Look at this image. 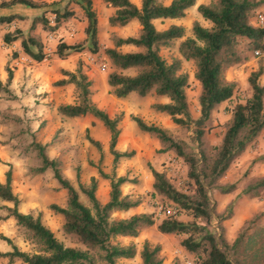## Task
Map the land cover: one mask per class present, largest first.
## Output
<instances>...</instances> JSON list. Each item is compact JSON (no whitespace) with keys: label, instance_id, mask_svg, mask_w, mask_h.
<instances>
[{"label":"trees","instance_id":"obj_1","mask_svg":"<svg viewBox=\"0 0 264 264\" xmlns=\"http://www.w3.org/2000/svg\"><path fill=\"white\" fill-rule=\"evenodd\" d=\"M102 1L116 9L109 20L111 27H127L134 22L142 27L138 37H114V47L105 51L115 68L108 76L110 94L124 100L132 94L146 97L155 93L169 102L153 104L152 108L171 117L175 125L193 132L191 142L188 143L175 138L164 127L148 124L138 116H131L141 132L160 142L161 153L174 152L188 166V179L192 187L190 192L180 191L166 173L152 169L154 195L168 200L177 209L176 215L167 217L158 226L159 232L164 235L184 236L182 246L196 258L195 264H237L232 259V254L236 252L241 240H236L232 246L228 243L223 224L229 216L217 213L212 192L219 189L223 194H230L236 190V184L222 186L220 182L233 163L264 131L262 65L251 74L249 84L252 95L245 104H238L232 110L231 120L226 124L220 144L209 145L207 136L212 129L210 121L213 112L230 101L235 93L236 83L227 79V71L246 62L248 52L260 50L264 54V28L256 27L252 23L253 15L264 6V0H212L210 4L198 6L199 14L210 22L211 27H204L199 22L194 23L193 37L181 42L179 53L183 60L194 62L196 67L195 79L201 85L199 118H194L190 109L187 94L190 77L182 72L183 60L176 58L169 63L161 55L162 49L172 47L175 41L185 37V28L172 25L166 30H159L154 23L156 20L185 19L198 0H173L170 5H166L164 0H141L140 7L132 0ZM76 2L82 6L87 19L86 35L90 52L96 54L101 46L98 39V17L93 2ZM17 5L37 10L44 8L43 4L33 0H4L0 2V10ZM52 13L57 18V25L74 15L73 12L61 13L60 10H53ZM25 19L26 17L20 14L0 13V26ZM40 19L34 20L29 32L17 29L7 33L4 38L8 45L21 41L24 52L37 62L44 61L46 56L42 40L31 33L38 21H42L44 30L50 26L45 16ZM245 40L248 42L246 48H243L242 42ZM33 46L37 48L36 51H33ZM124 46H134L140 51L124 53L120 51ZM69 51L78 49L60 43L57 53L61 59H65L70 55ZM131 70L137 72L136 75L125 74ZM8 72L7 83L0 77V94H8L15 99L10 90L12 72L10 69ZM63 74L68 79H63L56 85H73L76 102L61 105L58 108L59 113L66 118L92 116L99 120L110 134L114 174H107L98 168L99 176L110 181V199L106 204L101 203L96 194L99 181L93 177L89 184L80 183V190L90 204L85 205L79 190L63 174L61 162L47 155L46 146L33 142V150L41 160V164L33 169V174H44L51 170L61 189L67 192L66 207L52 205L50 208L55 214L63 217L64 235L85 249L66 246L43 223L41 215L35 217L20 211L21 200L14 193L13 172L9 170L5 183L0 182V201L12 203L13 207H0L6 211V215L0 214V223L14 219L26 239L36 245L37 252L21 251L10 238L0 235L1 240L13 246L12 251L0 250V261L6 260L9 264H118L122 259H134L137 254L135 244L122 246L115 244L114 240L118 237H139L142 231L156 225V218L153 213L135 214L126 219L113 217L115 213L130 212L142 204L140 198L133 199L122 191L123 186L134 184L135 181L128 176L116 174L122 160H130L136 155L135 151H121L117 148L122 133L120 125L125 115L121 113L113 118L94 103L93 83L81 64L76 72L64 71ZM87 139L102 153V160L104 156L101 142L90 136V130L87 131ZM260 161L264 162V156ZM78 179L80 180V175ZM261 190H264V177L249 186L246 194H258ZM183 212L191 216L193 221L180 220L177 215ZM160 251L159 246L153 247L146 242L141 252L143 264H164Z\"/></svg>","mask_w":264,"mask_h":264},{"label":"rangeland","instance_id":"obj_2","mask_svg":"<svg viewBox=\"0 0 264 264\" xmlns=\"http://www.w3.org/2000/svg\"><path fill=\"white\" fill-rule=\"evenodd\" d=\"M132 1L134 2V0ZM167 1L169 2L170 0H165L166 3ZM73 2L78 4L74 0ZM211 2L212 0H198L197 5L210 4ZM38 3L43 4L46 10L47 4L51 5V3H47V0H40ZM78 7L84 12L81 5H78ZM99 8L102 10L101 13H108V7ZM72 9H75V7H67L63 10V13L72 12ZM38 10L40 16L38 20L45 16L48 21L47 17L51 15L52 11L47 14V12ZM73 12V14L76 13V11ZM262 18L264 19V6L259 8L253 15L252 23L254 26L264 28V23L261 22ZM20 21L22 20H15L11 24L0 26V40H4L7 33L17 29L28 32L30 30L28 26H31L32 22L29 19ZM41 22H36L35 29L37 25L40 28L44 27ZM196 22H199L204 27H211L210 22L202 18L198 9H190L187 17L183 20L155 22L159 30H166L172 25L185 28V37L183 39L175 41L172 47L161 50V55L169 63H172L176 58L182 59L179 53V46L182 41L193 37L192 28ZM69 26L72 27L73 23L68 19L67 21H61L59 25L49 26L48 30L43 29V32L38 27V32H42V36H45L47 31H52L55 28V30L60 32H55L54 34L60 37L63 34L66 35L61 29ZM75 26L78 27L76 34L84 33L81 24L76 23ZM35 29L33 30L34 35ZM141 29L142 27L137 22L131 23L127 27L114 28L110 26L108 21H98V39L101 47L98 53L93 54L97 55L95 62H92L90 57L88 58L89 54H87V51H90V45L87 41L88 37L86 40L77 39L71 41L69 46H74L78 51H69L71 55H68L65 59H61L56 51L52 52L50 46H47V43L44 42L43 48L46 58L42 62H37L30 56L21 60L18 52L13 51V59L16 63H20L21 74L28 78L30 86L38 85L39 90L43 88L49 93H43L42 91L38 93L47 96V102L45 103H42L40 99L36 101L31 99L30 105L15 107L10 103V101L14 100L11 95L2 94L0 96V179L3 178L5 180L6 172L12 170L16 176L13 183L14 192L22 195L20 196L22 200L19 207L20 211L35 217L41 215L43 223L66 246L85 249L81 244L64 235L63 217L51 210L50 207L52 205L66 207L68 195L65 190L61 189L51 170L44 174H33V169L41 164V160L37 152L33 150L32 145L33 142H37L46 146L47 155L51 159H58L61 162L63 174L79 190L81 200L85 205L90 206L87 197L80 190V183L89 184L93 177L99 181L96 193L98 199L103 204L109 201L111 192L110 181L102 179L98 172V168H101L107 174H114L109 132L100 121L102 127L92 122V116L66 118L58 110L63 104H74L76 102V94L73 85L67 87L56 84L63 79H68L63 74L65 70L76 72L81 64L84 71L90 74L89 78L93 83L94 103L113 118L121 113L125 115L120 125L122 133L117 148L121 151L136 152L134 158L120 162L116 174L118 176H128L135 181L134 184L123 186L122 191L124 195H129L133 199L140 198L142 204L130 212L115 213L113 217L115 219H126L135 214L153 213L156 218V225L142 231L139 237H118L114 240L115 244L122 246L135 244L137 247V254L134 259H122L118 261V264H143L141 252L146 242H149L153 247L159 246L161 248L160 256L164 259V264H188L189 262L195 264L196 258L182 246L184 236L164 235L159 232L158 226L167 217L176 215L177 209L168 200L154 195L153 190L154 177L152 169H155L166 173L171 182L180 191L190 192L192 187L188 179V166L174 152L161 153L160 142L156 138L141 132L131 116H138L148 124L164 127L175 138L188 143L191 142L193 132L190 129L175 125L171 117L158 113L152 108L153 104L169 102L168 99L160 98L155 93L146 97L132 94L124 100L110 94L108 76L115 68L105 51L114 47V37H138ZM39 37L42 40V37ZM247 42V40L242 42L243 48H246ZM15 43L12 45L15 46ZM18 43L21 45V41H18ZM33 48L35 51L37 50L35 46ZM120 50L124 53L140 51V49L125 48ZM79 53L84 55L81 58H77L75 55ZM247 56L248 60L246 62L230 68L226 73L227 79L236 83V89L232 99L219 106L212 114L210 121L212 129L207 136L209 145L220 144L226 130V124L231 120L232 110L238 104H245L252 95V89L249 84L251 74L257 71L261 65L264 67V54L260 50L248 52ZM182 62V72L190 77V86L187 89L190 109L194 118H199L201 113L199 104L201 85L195 79L196 67L192 61L183 60ZM11 63L9 62L5 65L4 57L0 56V69L1 67L9 69ZM136 73L134 70L125 72V74L129 75H136ZM24 81L27 82V80ZM261 83L264 85V75L261 78ZM6 101L7 103H5ZM35 103L37 104L35 105ZM88 130H90V136L102 144L104 156L102 160V153L87 139ZM263 156L264 131L247 151L233 163L220 182L222 186L236 184V190L230 194H223L219 189L212 192V199L217 213L229 216V219L223 224L225 238L228 243L232 246L236 240H241L236 252L232 254V259L237 264H264V190H261L258 194L255 192L246 194L249 186L264 177V162L260 161ZM78 175H80V180ZM2 205L13 207L12 203L0 201V207ZM0 214L6 215V211L0 209ZM177 216L184 222L193 221V218L185 212L180 215L178 213ZM216 224L217 220L214 225L216 226ZM0 235L10 238L21 251L37 252L36 245L26 239L23 231L13 219L0 223ZM0 250L4 252L12 251L13 246L0 239ZM0 264L9 263L6 260H1ZM15 264L22 263L17 262Z\"/></svg>","mask_w":264,"mask_h":264},{"label":"crops","instance_id":"obj_3","mask_svg":"<svg viewBox=\"0 0 264 264\" xmlns=\"http://www.w3.org/2000/svg\"><path fill=\"white\" fill-rule=\"evenodd\" d=\"M1 1H4V0H0V2ZM33 1L38 3L40 0H33ZM74 1H77V0H74ZM172 1L173 0H170L169 2L167 1V3H166L165 0H164V3L166 5H170ZM92 2H93V8H94L95 12L97 13L98 21L99 22L108 21V23H109V20L115 14L116 9L111 7L110 5H107L102 0H92ZM47 3H51V5L47 4V10L45 8L40 9L43 12L47 11V14H48V12L50 13V11H53V10H60V12L62 13L63 10L65 8H67V7L68 8L69 7L70 8L75 7V9H72L71 11L72 12L76 11V13L69 19L73 23V26L72 27L69 26L68 28L64 27V29H61V30H63V33H66V35H68V36L63 34L60 37H58L54 33L55 32L59 33L60 31L55 30V29L52 30V31H47V35H45V36L43 35L42 36V32L44 31L43 30L44 27L40 28L39 25H37V28L36 29L34 28L35 29V35L33 34L34 31H32V33H31L33 36H36V35L41 36L42 37V43L43 42L47 43V46L48 45L50 46L52 52H55V51L57 52V50H58L57 47L60 45V43L64 42V43H67V45H71V41H75L77 39H83V40L85 39L86 40L87 36L85 35V29L87 28V19H86L85 13L82 12L81 9L78 7L79 4L74 3L73 0H64V1L63 0H61V1L60 0H47ZM69 3H71V4L68 6ZM133 3H135L139 7L141 6V0H134ZM99 7H101V8L108 7L107 8L108 9V13L107 14L101 13L102 10ZM195 7H193L192 9H198V5L195 6ZM38 11L39 10H37V9H29L27 7L19 6V5L13 6L10 9H7V10H2V9L0 10V12L2 14L3 13H5V14L11 13V14H20V15H23L25 17H29V18H26V19H29L30 22H32V25L34 23V20H38L39 17H40ZM53 16H54V14L51 13V15L47 17L48 21ZM77 19L80 20V21H78ZM158 21H162V20H156L155 22H158ZM165 21H167V20H165ZM168 21H176V20H168ZM20 22H22V21H20ZM76 23L81 24L83 26L84 33L76 34V31L78 30V27L75 26ZM134 23H136V22H134ZM32 25L31 26L29 25L28 27H30V29H31ZM38 27L41 29L42 32H40V33L38 32L39 31ZM36 30H37V32H36ZM39 36H36V37L40 38ZM21 45H22V43H21ZM21 45H20V43H18V41H17V43H15V46H14V45H8L7 43H5L4 40H0V56L4 57L5 65H7L9 62L10 63L12 62L11 65L9 66L10 67L9 69L11 70L12 76H13L12 77V82H11V85H10V90H11V93L13 94V96H15V99L10 101V103H11V105L13 104L14 107L15 106H21V105H30L31 99H33L34 101H36L37 99H40L42 103H45V102H47V96L45 94L41 95V94H38V93H41V91L43 93H47V92L49 93V91H45V90H43V88H41L39 90L38 89V85L30 86L31 84H30V82H28V78H26L24 74H23V76L21 74L22 68L20 66V63L19 62L16 63V61L13 59V51L14 52H18L21 60L29 58V56L24 52V50L21 47ZM122 48L135 49V50L138 49V48H136L134 46H124ZM33 51H35V50H33ZM136 52L137 51L128 52V53H136ZM87 54H89L88 55V58H89L94 53H92L90 51H87ZM83 55H84L83 53H79V54H76L75 56L77 58H81ZM72 56H74V55H72ZM7 70L8 69H5L3 67H1V69H0V77L3 80L4 83H7V80L9 78V76H8L9 72ZM65 71H69V70H65ZM69 72H74V71L71 70ZM87 75H88V77L90 76V74H88V73H87ZM24 80H27V82L24 81ZM21 84H23V85H21ZM66 86L70 87L72 85H66ZM74 89H75V87H74ZM92 90H93V86H92ZM1 95L2 94H0V96ZM93 95H94V91H93ZM93 98L94 97L92 96V99ZM5 103H7V101ZM36 104L37 103H35V105ZM74 104H75V102H74ZM39 111H40V109H39ZM92 122L96 123L97 126L101 125L99 120L95 119L94 117H92ZM101 127H102V125H101ZM15 179H16V176H15V174H13V183H14ZM5 181H6V177H5V180L3 178L0 179L1 183H5ZM13 183H12V186H13ZM15 194L17 196H19V198H20V196H22L19 193H15ZM20 200H21V198H20ZM3 203H5V202H3Z\"/></svg>","mask_w":264,"mask_h":264},{"label":"built area","instance_id":"obj_4","mask_svg":"<svg viewBox=\"0 0 264 264\" xmlns=\"http://www.w3.org/2000/svg\"><path fill=\"white\" fill-rule=\"evenodd\" d=\"M49 22H50V26H55V25L57 24V18H56V16L54 15V16L49 20ZM261 22L264 23V19H263V18L261 19ZM90 59H91L92 62H95L96 59H97V55H91V56H90ZM188 264H193V263L189 262Z\"/></svg>","mask_w":264,"mask_h":264}]
</instances>
